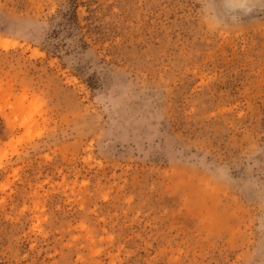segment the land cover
Masks as SVG:
<instances>
[{
  "label": "rangeland",
  "instance_id": "374dc122",
  "mask_svg": "<svg viewBox=\"0 0 264 264\" xmlns=\"http://www.w3.org/2000/svg\"><path fill=\"white\" fill-rule=\"evenodd\" d=\"M0 0V264H264V12Z\"/></svg>",
  "mask_w": 264,
  "mask_h": 264
},
{
  "label": "clouds",
  "instance_id": "9594fccd",
  "mask_svg": "<svg viewBox=\"0 0 264 264\" xmlns=\"http://www.w3.org/2000/svg\"><path fill=\"white\" fill-rule=\"evenodd\" d=\"M200 3L202 13L212 10L209 0H200ZM224 6L227 12L226 18L220 21L218 17V22L212 28V31H223L238 27L245 18L252 17L258 12H264V0H224Z\"/></svg>",
  "mask_w": 264,
  "mask_h": 264
}]
</instances>
